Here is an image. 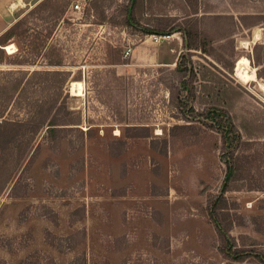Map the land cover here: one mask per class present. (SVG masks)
Here are the masks:
<instances>
[{
  "label": "rangeland",
  "instance_id": "obj_1",
  "mask_svg": "<svg viewBox=\"0 0 264 264\" xmlns=\"http://www.w3.org/2000/svg\"><path fill=\"white\" fill-rule=\"evenodd\" d=\"M35 1L0 0V32ZM79 1L82 8L68 5L66 18L48 39L59 65L70 69L64 91L75 127H59L53 134L42 128L29 169L27 163L22 166L13 189L18 198L4 193L0 264H259L225 258L203 210L208 194L220 189L226 166L220 132L198 115H212L209 93L215 89L210 84L206 95L197 86L195 98L199 75L182 79L170 70L177 55L189 49L181 32L144 34V18L140 29L135 22L90 23L84 17L90 0ZM185 2L186 10L197 6L193 24L206 31L208 42L207 51L192 49L191 57L216 72L211 75L216 84L227 85L238 123L243 113L264 118V36L258 38L264 0H170L172 19L152 22L163 29L183 23L177 5ZM240 10L250 14L242 19ZM112 12H118L115 4L106 9L108 16ZM240 22L253 25L244 29ZM6 42L8 59L0 69L54 66L46 63L43 51L33 64L11 63L23 50L16 38ZM127 47L132 52L124 55ZM243 55L259 68L260 83L236 76ZM72 82H82V93H71ZM114 109L122 110V122ZM12 113L24 116L22 109ZM174 123L194 124L172 131ZM262 123L257 132L264 131ZM126 124L147 125L148 135H125ZM236 152L247 155L251 171L264 177V136ZM225 194L237 201L236 210L243 215L230 234L245 246L264 250V189Z\"/></svg>",
  "mask_w": 264,
  "mask_h": 264
},
{
  "label": "trees",
  "instance_id": "obj_2",
  "mask_svg": "<svg viewBox=\"0 0 264 264\" xmlns=\"http://www.w3.org/2000/svg\"><path fill=\"white\" fill-rule=\"evenodd\" d=\"M70 2L71 0H37L18 19L0 32V63L8 59L3 47L8 43L6 41L16 38L23 53L13 55L14 58L9 59L11 63L18 65L33 64L43 51L45 52L46 63L54 65L33 69L12 67L0 69V74L3 76L0 78V115L4 114L7 109L18 108V110H23V118H16L11 124L17 127L14 128V133L17 129L18 138L20 141H24L25 148L26 144L31 148L32 140L35 146L36 135L45 126L47 130H52V134L53 130L59 127H75L72 124L76 122L70 119L73 110L68 109L66 105L68 91H64V84L70 75V69L62 68L59 65L58 52L53 51L54 45L48 43L52 31L63 17ZM113 4L118 8V12H112L108 16L106 9ZM170 4V0H119L118 2L117 0H90L85 9L84 17L90 18V23L108 21L113 24L130 25L135 22L134 24L139 29L138 23L144 18V26L142 27L144 34L181 32L184 45L189 49L187 53L180 52L177 55L175 65L170 70L182 79L185 77L195 79L199 75L202 80L201 83L193 85L195 98L198 96L195 94L197 86L204 88L201 94L206 93V95L209 93L207 86L212 84L210 87L215 89L214 94L209 93L212 98L210 107L215 108L209 109L213 112L212 115L211 113H198V115L202 116L200 117L202 121L210 120L209 122L220 132L221 159L226 166L220 189L216 193L208 194L203 210L207 214V219L214 225L219 250L225 258L235 261L250 258L259 264H264V250H258L259 248L255 246H245L243 243H239L234 235L230 234V229L234 224L242 223L238 220L243 215L236 210L238 208L237 201L229 199L225 194L227 191L244 188L264 189V177H257L251 171L254 167L251 159L247 155L235 153L237 148H250L253 141H258L260 137L264 136V131L260 133L256 130L260 129L264 118L260 117L261 119H259L250 113H243L240 123H238L235 114L231 111L232 96L227 95L225 91L227 85L216 84V77H211L216 72L203 61L191 57L196 49L201 52L207 51L206 44L208 43L206 31L195 27L193 24V15L191 14L198 11L197 6L186 10L189 3L177 5L179 10L182 9L183 23H177L168 29L160 28L152 22L153 19L158 22L170 21L174 16L167 11ZM118 15H122V17L117 19ZM259 63L260 61L257 62V64ZM209 73L211 74L209 75ZM256 74L258 78L262 76L259 68L256 69ZM212 82H215L216 85ZM166 86H168L167 90L171 94V85L167 84ZM198 101L203 102L200 99ZM121 111V109H114L115 118L119 122L125 118ZM13 115L17 116V113ZM3 120L5 123L6 119ZM192 124L194 123H174L171 125V130L182 127L188 128L193 126ZM124 126L125 135H148L145 131L147 125L126 124ZM132 129L140 130L133 131ZM0 137L7 138L5 134H1V126ZM13 137H15L14 134Z\"/></svg>",
  "mask_w": 264,
  "mask_h": 264
},
{
  "label": "crops",
  "instance_id": "obj_3",
  "mask_svg": "<svg viewBox=\"0 0 264 264\" xmlns=\"http://www.w3.org/2000/svg\"><path fill=\"white\" fill-rule=\"evenodd\" d=\"M239 14H241V18L244 19L247 17V15L244 14H250V12H244L243 10L237 11ZM253 14V13H251ZM264 14V13H263ZM237 17V16H236ZM258 23L261 24V28L258 31L259 37L264 36V21L260 20ZM240 25L242 27H245L249 29V27L253 24L243 23L240 22ZM250 30V29H249ZM255 32V31H254ZM254 32H252V36H254ZM257 38V37H256ZM134 51V49H133ZM251 63V60H250ZM261 62L258 64L260 65ZM258 67H255V70ZM257 77V74H256ZM262 77H257V82H259L258 79H261ZM9 111V113H8ZM13 109H7L4 114L0 115V126H1V134H5L7 136L6 139H3L0 137V204L2 202V197L4 193L7 191L9 192V197L12 198H18L19 193L14 191L15 185L18 183V177L20 170L22 166L27 163L28 167V161L29 157L34 152V141H31V148H29V145L26 144V148L24 145V141H20L18 138V131L15 129L14 133V127L13 124H11L12 121H14L16 118L18 119L19 116L13 115ZM6 119L5 123L3 122ZM3 128V131H2ZM13 134L15 137H13ZM29 169V167H28ZM27 169V172H28ZM26 172V178H28V173Z\"/></svg>",
  "mask_w": 264,
  "mask_h": 264
},
{
  "label": "bare ground",
  "instance_id": "obj_4",
  "mask_svg": "<svg viewBox=\"0 0 264 264\" xmlns=\"http://www.w3.org/2000/svg\"><path fill=\"white\" fill-rule=\"evenodd\" d=\"M236 76L243 80V81H248V80H256V70L255 67H253L250 64V59L246 56H241L237 60L236 63ZM82 82H72L71 84V93L73 94H80L81 92V87L80 84ZM76 96V95H75ZM79 96V95H78Z\"/></svg>",
  "mask_w": 264,
  "mask_h": 264
},
{
  "label": "built area",
  "instance_id": "obj_5",
  "mask_svg": "<svg viewBox=\"0 0 264 264\" xmlns=\"http://www.w3.org/2000/svg\"><path fill=\"white\" fill-rule=\"evenodd\" d=\"M85 2H86V0H85ZM82 6L83 5L81 4V2L79 0H75L73 3L72 2L69 3V8H72V9H80V8H82ZM66 11H65L63 17L61 18V20H63V18H66V16H65ZM130 51L132 52V48L127 47V49L124 51V55L130 53Z\"/></svg>",
  "mask_w": 264,
  "mask_h": 264
}]
</instances>
